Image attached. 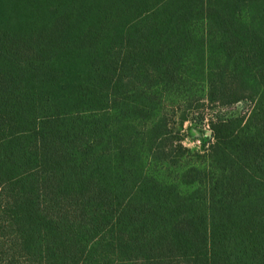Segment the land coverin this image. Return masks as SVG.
Returning <instances> with one entry per match:
<instances>
[{
	"label": "trees",
	"instance_id": "obj_1",
	"mask_svg": "<svg viewBox=\"0 0 264 264\" xmlns=\"http://www.w3.org/2000/svg\"><path fill=\"white\" fill-rule=\"evenodd\" d=\"M0 264H264V0H0Z\"/></svg>",
	"mask_w": 264,
	"mask_h": 264
},
{
	"label": "rangeland",
	"instance_id": "obj_2",
	"mask_svg": "<svg viewBox=\"0 0 264 264\" xmlns=\"http://www.w3.org/2000/svg\"><path fill=\"white\" fill-rule=\"evenodd\" d=\"M193 84V90H199V80H197ZM199 97V95H195L194 99H197ZM250 106L251 104L249 103V101H242L233 106L225 108L213 107L208 105L200 112V116L202 114V116L206 118L205 122L197 121L196 119H194V115L196 114L191 113L193 112V110L189 109L186 112V115H188V119H191V121L189 120V122H186L184 124L182 128L183 132H181V134L183 133V146L187 147L192 153V155L190 154L189 157L186 158V164H204L206 155L209 152V147L213 143L212 134L208 124L210 118H213L217 113H220V115H223L225 117L247 115L250 111ZM180 115L181 114L176 115L175 121H178V117ZM193 120H195L197 124L194 123ZM195 153L198 154L199 157L193 155Z\"/></svg>",
	"mask_w": 264,
	"mask_h": 264
}]
</instances>
